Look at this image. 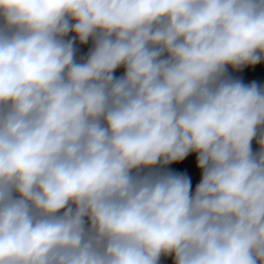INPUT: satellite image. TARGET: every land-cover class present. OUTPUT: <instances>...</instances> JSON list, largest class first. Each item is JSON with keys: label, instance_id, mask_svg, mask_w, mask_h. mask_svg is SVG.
<instances>
[{"label": "clouds", "instance_id": "obj_1", "mask_svg": "<svg viewBox=\"0 0 264 264\" xmlns=\"http://www.w3.org/2000/svg\"><path fill=\"white\" fill-rule=\"evenodd\" d=\"M261 63L264 0H0V264H264Z\"/></svg>", "mask_w": 264, "mask_h": 264}, {"label": "trees", "instance_id": "obj_2", "mask_svg": "<svg viewBox=\"0 0 264 264\" xmlns=\"http://www.w3.org/2000/svg\"><path fill=\"white\" fill-rule=\"evenodd\" d=\"M88 47L90 45L81 46L79 49L78 55H83L87 52ZM122 74V70H118L116 75ZM234 77L237 79L242 80L245 84L251 83L253 81L257 82L258 84H264V63H261L255 67L245 68L239 72L233 73ZM256 149V145L253 144V150ZM170 170L175 172H183L187 175V167L184 163L180 162L179 164H173L169 166ZM171 261V258L168 259Z\"/></svg>", "mask_w": 264, "mask_h": 264}, {"label": "rangeland", "instance_id": "obj_3", "mask_svg": "<svg viewBox=\"0 0 264 264\" xmlns=\"http://www.w3.org/2000/svg\"><path fill=\"white\" fill-rule=\"evenodd\" d=\"M182 163H184L188 169L187 175L191 178L192 188H195L196 184L199 183L200 180V172L195 166V154H191Z\"/></svg>", "mask_w": 264, "mask_h": 264}, {"label": "crops", "instance_id": "obj_4", "mask_svg": "<svg viewBox=\"0 0 264 264\" xmlns=\"http://www.w3.org/2000/svg\"><path fill=\"white\" fill-rule=\"evenodd\" d=\"M192 189L194 190L195 188H192ZM162 264H172V262L167 259V260H164Z\"/></svg>", "mask_w": 264, "mask_h": 264}]
</instances>
